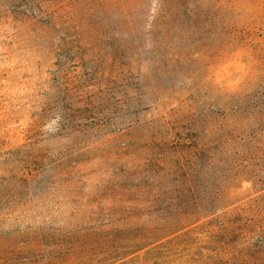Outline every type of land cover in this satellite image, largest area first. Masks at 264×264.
<instances>
[{
	"label": "rangeland",
	"instance_id": "1",
	"mask_svg": "<svg viewBox=\"0 0 264 264\" xmlns=\"http://www.w3.org/2000/svg\"><path fill=\"white\" fill-rule=\"evenodd\" d=\"M0 264H264V0H0Z\"/></svg>",
	"mask_w": 264,
	"mask_h": 264
}]
</instances>
